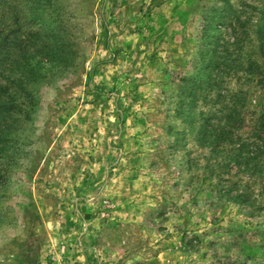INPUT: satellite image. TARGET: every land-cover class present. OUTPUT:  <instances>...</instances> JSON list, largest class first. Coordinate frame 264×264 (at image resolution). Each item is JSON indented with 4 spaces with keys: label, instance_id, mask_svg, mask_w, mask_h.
Listing matches in <instances>:
<instances>
[{
    "label": "rangeland",
    "instance_id": "1",
    "mask_svg": "<svg viewBox=\"0 0 264 264\" xmlns=\"http://www.w3.org/2000/svg\"><path fill=\"white\" fill-rule=\"evenodd\" d=\"M4 1L0 264H264V0Z\"/></svg>",
    "mask_w": 264,
    "mask_h": 264
},
{
    "label": "trees",
    "instance_id": "2",
    "mask_svg": "<svg viewBox=\"0 0 264 264\" xmlns=\"http://www.w3.org/2000/svg\"><path fill=\"white\" fill-rule=\"evenodd\" d=\"M6 1L0 0V5L4 4ZM259 14L262 16L261 17V33L264 34V6L262 9L259 11ZM6 29L3 31L0 28V66H5L8 61H10V56L12 54L13 47L16 49L15 44L11 43V33H13V30H8ZM21 40V39H20ZM18 41V40H17ZM24 43V41H20V44ZM27 55L25 54L21 57H18L14 61L16 63L15 68H18L20 70L21 75L19 76L21 79V82H28L29 79H31L29 74H25V72L29 73H34L35 69L34 67H29L30 65H33L30 62V59L27 58ZM5 68L0 69V130L1 126L3 124L7 123V119L9 117L14 116L17 114V111L15 112L14 110L17 109L16 104L18 103L19 105L23 104V100L21 98V95L19 91H12V87L17 86L18 89L23 88L19 84L15 85L17 82L20 80L17 79V76H12V75H5L3 74L4 71H11V70H4ZM3 71V73H2ZM23 77H25L24 80ZM34 78V77H32ZM24 90V89H23ZM15 112V113H14ZM19 111L18 113H20ZM14 114V115H13ZM4 135L8 134L5 129L1 130Z\"/></svg>",
    "mask_w": 264,
    "mask_h": 264
}]
</instances>
